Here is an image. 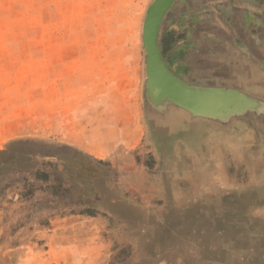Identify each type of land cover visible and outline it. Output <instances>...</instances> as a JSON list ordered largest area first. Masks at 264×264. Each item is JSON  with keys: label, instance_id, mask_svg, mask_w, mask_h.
Masks as SVG:
<instances>
[{"label": "rangeland", "instance_id": "374dc122", "mask_svg": "<svg viewBox=\"0 0 264 264\" xmlns=\"http://www.w3.org/2000/svg\"><path fill=\"white\" fill-rule=\"evenodd\" d=\"M182 1L155 44L198 107L149 78L154 0H0V264H264V0L175 67Z\"/></svg>", "mask_w": 264, "mask_h": 264}, {"label": "crops", "instance_id": "0c3cea01", "mask_svg": "<svg viewBox=\"0 0 264 264\" xmlns=\"http://www.w3.org/2000/svg\"><path fill=\"white\" fill-rule=\"evenodd\" d=\"M178 6L179 9L184 7L186 15L183 16V23L188 20L187 22L192 24V29L189 30L191 33L186 38L187 42L180 45L181 51L188 56L178 61L175 67L186 64L202 46L213 48V54H225V51L220 48L226 46L225 40L231 35L233 24L238 29L241 28V23L246 21L249 14L246 8L233 9L229 0H199L197 8H193L192 1L183 0ZM39 149H44L47 154L56 156L58 147L53 144H35L32 151L30 150L26 155L29 158L38 156L36 151ZM49 155L41 158L51 161L54 157Z\"/></svg>", "mask_w": 264, "mask_h": 264}, {"label": "water", "instance_id": "95a60500", "mask_svg": "<svg viewBox=\"0 0 264 264\" xmlns=\"http://www.w3.org/2000/svg\"><path fill=\"white\" fill-rule=\"evenodd\" d=\"M172 1L173 0H154L145 15L143 43L147 50L148 75L151 82L160 86L162 91L177 104L183 107H198L202 102L208 101L207 97L210 93L193 90L179 83V81L165 68L155 44L157 25ZM214 99H216V97ZM36 154L39 157H48L49 155L44 149L37 150ZM55 155L57 156V154ZM49 156L56 158L54 155Z\"/></svg>", "mask_w": 264, "mask_h": 264}, {"label": "trees", "instance_id": "16d2710c", "mask_svg": "<svg viewBox=\"0 0 264 264\" xmlns=\"http://www.w3.org/2000/svg\"><path fill=\"white\" fill-rule=\"evenodd\" d=\"M162 45H163V46H166V45H167L166 40L163 41ZM44 177H46V176H44Z\"/></svg>", "mask_w": 264, "mask_h": 264}]
</instances>
